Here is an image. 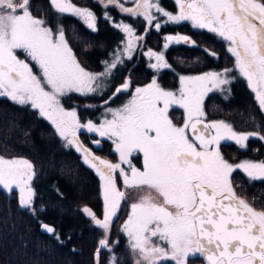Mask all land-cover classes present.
<instances>
[{
  "label": "snow or ice",
  "instance_id": "obj_1",
  "mask_svg": "<svg viewBox=\"0 0 264 264\" xmlns=\"http://www.w3.org/2000/svg\"><path fill=\"white\" fill-rule=\"evenodd\" d=\"M107 3L114 5L118 0ZM50 4L59 13L78 16L95 30L96 16L89 9L77 7L70 0H50ZM176 4L179 12L173 15L158 3L143 0L138 7L144 11L138 14L151 23L155 19L151 9L155 8L170 22L190 21L194 28L206 29L227 41L228 51L235 58V70L246 79L264 111V0H176ZM118 6L126 13L134 11L123 4ZM117 27L133 36L130 26ZM155 27L159 29L160 24ZM165 39L195 46L188 36ZM131 48L129 39L126 51ZM147 55L156 60L152 68L170 67L162 53L149 50ZM117 62L119 55L109 67H116ZM231 71L226 68L223 72L182 76L179 95L160 87L154 78L145 87L136 88L123 107L109 108L112 119L100 125L91 120L81 124L76 110H66L60 97L71 92H96L102 87L98 77L108 71H86L77 61L63 29L54 33L44 20L34 17L30 0H0V97L30 104L54 125L62 138L71 137L69 144L75 145L102 181L103 219L97 218L91 209H83L104 230L95 253L96 264L101 251H111L107 238L111 220L126 196L117 187V170L126 189L142 193L138 202L132 203L131 214L123 225L130 247L139 257L136 264H188L189 257L196 255L206 258L208 264H264V211L255 210L237 197L232 183L236 170H242L250 179L264 180V161L245 160L233 165L220 151L222 140L246 147L245 141L259 134L237 133L223 121L205 124L202 119L204 97L211 90L207 85L228 84L227 74ZM129 87L130 83L125 82L116 93ZM173 105L184 109L181 125L170 117ZM81 128L112 140L120 162L111 163L93 155L76 135ZM259 138L264 140V136ZM136 156H142V168L132 163ZM122 164L128 165L129 170L125 171ZM34 175L29 160L0 156V186L9 192L19 189L22 207L33 205ZM41 227L59 240L53 226L42 223ZM153 238L163 243H156ZM109 264H117V258L112 256Z\"/></svg>",
  "mask_w": 264,
  "mask_h": 264
},
{
  "label": "trees",
  "instance_id": "obj_2",
  "mask_svg": "<svg viewBox=\"0 0 264 264\" xmlns=\"http://www.w3.org/2000/svg\"><path fill=\"white\" fill-rule=\"evenodd\" d=\"M72 1L95 5L96 10L99 8L94 0ZM119 2L128 7L134 0ZM157 2L176 10L175 0ZM30 7L33 14L43 16L48 23L54 24L55 11L50 0H30ZM106 10H110L109 13L117 19L119 13L116 7L108 5ZM122 16L129 20L127 14ZM136 16L140 22L130 20L141 25V29L147 20L142 14L137 13ZM154 21L155 19L151 24ZM58 22L78 60L84 65L92 64L95 68L100 66L103 54L97 53H101V49L106 50L107 44L104 41L109 38V34L112 38H120L117 27L109 25L107 19H100L95 30L89 29L82 20L66 13L60 15ZM186 24L178 25L179 29L190 33L197 41L214 47L221 60L229 57L223 42L212 37L211 33H205V30ZM174 28L168 25L161 27L158 32L152 29L145 39H157L160 37L157 33L173 31ZM187 48L180 51L181 68L196 69L203 65L206 69L205 64L209 61L207 51L193 45H188ZM245 97L246 102L239 103V107L223 105L220 111L233 119L237 127L256 129L264 133L263 111L254 105L249 95L246 94ZM62 99L69 105L75 104L74 100H80L71 93ZM65 143L60 139L54 125L30 104L21 105L7 97H0V153L26 157L33 164L35 172L32 180L35 196L31 208L20 205L17 189L13 188L9 192L0 186V264H96L95 253L99 240L104 236V230L83 209L88 206L96 215H103L104 200L100 184L92 168L81 159L75 149L66 147ZM226 148L230 153L237 151L231 145ZM139 195L142 193L133 190L127 192L128 199L135 202H138ZM259 198L263 199L264 195L260 193ZM260 207L264 208V202L260 203ZM122 214L123 216H118L111 224V251H101L99 264H109L112 256L117 258V264H136L139 259L130 247V239L121 235L120 225L127 211H122ZM43 222L54 226L59 240L41 229ZM163 264L174 262L165 261ZM188 264L208 262L204 257L196 255L189 257Z\"/></svg>",
  "mask_w": 264,
  "mask_h": 264
},
{
  "label": "rangeland",
  "instance_id": "obj_3",
  "mask_svg": "<svg viewBox=\"0 0 264 264\" xmlns=\"http://www.w3.org/2000/svg\"><path fill=\"white\" fill-rule=\"evenodd\" d=\"M94 1H96L98 3L97 4L98 7H99L98 10H96L95 5L92 6V5L80 4V3H75L72 0H70V2L72 4H74V5H76L77 7L87 8L90 11H92L95 14V16H96L97 22H99L100 19L101 20L102 19L103 20L104 19H107L109 25H113L115 27H117V25H123V24H126V25L130 26L132 28V30H133V36L132 37H129L128 34L122 30L121 27H117L116 28L117 31H118V34H120V38L117 37V36L112 38V35L109 34V36H108L109 38L108 39L106 38V41H105L107 43L106 50L104 48L103 50L101 49V53H97V54H103V57L101 58V61H100L99 68H97V67L95 68V66H93L92 64L91 65H84V64H82L78 60V58L76 57V55L74 54L75 57H76V59H77V61L80 63V65L86 71H88L90 73H94V74H100V73H105L106 70H107L108 71V74L105 75V76H102V77H98L99 82L102 84V87L99 88L96 92H94V93H87V94H80V93H77V92H71V94L76 95V97L80 98V100H74L75 101L74 102L75 104L69 105L68 103L65 104V102L62 99L63 98V96H62V97H60V102H61V104L63 105V107L66 110H69V111L70 110H73V109L76 110L77 116H78L81 124H86L89 120H91L93 123H95L97 125H100L106 119H108V120L112 119V113L108 112V109L109 108H111V109L121 108V107H123L124 104L128 103V101L132 99V94H129V93L126 94L123 91H121L120 93H116V89L118 87H120L121 85L124 84L123 77H122V80L120 78V76H121L120 74H121V70H122L123 66H125L129 62V60H132L133 57L136 56V60H139V56L140 55H142V54L147 55V53L149 52V51H147V48L145 46H143V43L145 41V36L147 35V33L149 31H151L152 29L158 32V31H160L161 27H163V26H168V25L169 26H176L177 23L168 21L166 16H164L160 12H157L156 9L153 8L151 10L155 11L156 14L154 15L152 13V11H151V14L155 17V21L153 22V24H151L148 21H146L145 24H142V28L140 29V26L141 25H138L137 23L132 22V21L139 19L136 16L137 13H143L144 9L142 7H138L139 5L142 4L143 0H134V2L130 6L125 7V8H131V9H133L134 11L132 13H126V12L122 11L121 8L118 6L120 4V2H119L120 0H118V3L113 5L114 7H116V9H117V11L119 13V14H117V19H114L113 15H111L109 13L110 10L109 11L106 10V7L109 5L107 3V0H94ZM124 1L128 2V1H131V0H124ZM150 2L153 3V4H157L158 3L159 6L162 7L165 11L170 12L173 15L178 14V12H179V6L177 4H176L177 5V10H174L173 11V10H171L170 8H168L165 5L162 6L159 2H157V0H150ZM175 3H176V0H175ZM54 11H55V14H54V17H53L54 24H51L50 22L48 23L47 22V19L45 17H43V16H37V15H35L33 13H32V15L34 17H37L39 19L44 20L45 21V26L51 28L53 30V32L56 33V32H58L62 28V26L58 22V19H59L60 15H64L65 13H63V14L62 13H59L55 9H54ZM66 14L73 15L75 18L82 20L81 18H79L78 16H76L74 14H71V13H66ZM122 14H127L126 17H129V20H127L125 17H123ZM130 19H132V21ZM138 21L140 22V20H138ZM181 22H183V21H181ZM156 23H159L160 24V28L159 29H157L155 27ZM196 29H198V28H196ZM198 30H205V33H208L209 32L206 29H198ZM171 32L172 33H175L173 31H168V32H164V33H157L162 38V44L161 45H162L163 49L165 48L164 45L166 43H168V45H169L168 47L173 46V45L176 44V42L169 43L165 39V37H167L169 34H171ZM209 33H211V32H209ZM211 36L214 37L215 39H217V40H219V41H221V42L224 43L225 48H226V50H227V52L229 54V57L228 58H225V59L223 58V60H221L220 59L221 57H220V54H219L218 50H216L212 46H209L207 44H204V43H201V42L195 40V46L201 47V48L205 49L208 54L215 53V55H211L210 54L212 56V62H211V64L209 66H207L206 69H203L201 71H198L195 74H185V73H182L181 75L184 76V77H189V76H193L194 77V76H201L204 73H208V72H223V70L226 69V68L227 69H232L233 71H231L230 73L227 74V78L229 80V83L228 84L219 85L217 87H213L211 85V83H209L207 85V87H209L211 90L208 91L207 94L204 97V101H205L207 95H209L210 93L218 92L219 95H222L225 100H229L230 99L229 97L231 95V94L229 95V92H231V83H233V81H236V80L240 83L241 78L242 79H245V78L242 77L239 74V72L235 70V58L228 51V42L225 41L224 39L218 37L214 33H211ZM136 37H139L140 39H136ZM115 39H117L118 41H116ZM129 39L132 40V48H131V51L130 52L129 51H126V49L128 48ZM108 43H110L111 46H108ZM218 43H220V42H218ZM72 51H73V49H72ZM156 53H162L164 55L165 52L164 51H160V52H156ZM117 55H119V62L116 63V67H114V68L109 67L114 61H116ZM21 58L23 59L24 57L21 56ZM150 62H151V65L154 64V63H156L155 58L154 57L153 58H150ZM92 66L94 68H92ZM155 69H159V68H155ZM35 70L36 69L34 68V71ZM120 80H121V82H120ZM115 81L119 82L117 84V88H115L113 86L114 83H115ZM245 81H246V79H245ZM148 84H150V83L145 82V84L144 85L141 84L139 86V88H143V87H145ZM180 88H181V85H180ZM165 90H167V89H165ZM174 92L177 93V95H179V90L174 91ZM68 94H70V93H68ZM64 96H66V95H64ZM99 99H100V101H98ZM84 100H86V101L85 102H82ZM105 101H107V103H105ZM98 105L101 106L100 109L98 108ZM173 106H178V105H173ZM180 110L174 111V112H176L174 114L176 117H178V116L180 117V115L182 117V121L180 123H178V124H177L178 121H175L174 120L176 118L173 117L171 111L169 110L170 117L172 119L174 118L173 119V122L176 123L177 125H181L183 123V120H184V115H185L184 114V109L180 108ZM209 121L210 122H212V121H223L225 124L230 125L231 128L235 132H237V133H258L259 134L258 136H251V137L255 138L256 140H260L261 143H264V140H262V139L259 138L260 136H264V133L263 132H260V131H258L256 129L255 130H253V129L243 130L242 127H239V126L237 127L236 126V122L233 121V120H231V119H229V118H225L224 116H221V117L213 118V119H211ZM214 132H215V130H214ZM94 133L95 132H88L87 129H85V128H81V129L77 130L76 135L79 138V140H80L81 143H82V141H85L86 140L85 139L86 136H87V138L89 137L90 140L93 142L94 139H96V138H94L95 137V134ZM96 134H98V133H96ZM59 137H60L61 140L64 141V143L65 142L67 143V144L65 143L66 144L65 145L66 147H69L70 146V147H72L73 149L76 150L75 145L69 144V140L71 139V137H69L68 139H64L60 135H59ZM104 137L108 138L107 136H104ZM245 144H246V147H241L240 145L236 144L235 141H223L222 140L221 141V144H220V151H221L223 157L229 163H232L233 165L238 164V163H240L242 161H245V160H249V161H253V162H262V161H264V148L263 147H262V151H261L260 154L259 153L257 154V150H256L257 148L256 147L254 148L253 146H250V149H253L254 152H250V154L248 152L246 153V151H244L241 154H238L237 155V154L234 153L231 156V155H229L226 152V149H227L226 147L228 145L229 146L231 145L233 147H237L238 150H241V149H247L249 147L248 140L245 141ZM78 153L80 154L81 159L84 161L83 154L81 152H78ZM117 155H118L117 156V160L118 161L116 163H119L120 160H119V153L118 152H117ZM0 156L4 157L5 159H21V158L22 159H27L24 156H8V155H4V154H1V153H0ZM132 163L135 164L138 168H142V156H136L135 158H133L132 159ZM87 165L90 167L89 164H87ZM121 166L123 168H126L127 171L129 170L128 169V165L122 164ZM117 175H118L117 177L121 178L122 181H123V178L119 174V170H117ZM101 186H102V184H101ZM31 187L33 189L34 196H35V191H34V186H33V182L32 181H31ZM15 189H17V188H15ZM101 189H102V187H101ZM17 191H18V194H19V197H20L19 189H17ZM101 195L103 196V194H101ZM34 196H33V200H34ZM157 202H159V200H157ZM85 207L91 209L88 206H85ZM104 208H105V204H104ZM91 211L94 213V211L92 209H91ZM130 214H131V207L128 210V212H127L124 220L122 221V223L120 225V232L122 233L121 235H124L125 238L127 237L128 239H130V238H129L128 234L123 230V225L127 221L128 216ZM86 215L89 216L87 213H86ZM96 216L99 219H103L104 210H103V215L102 216H98V215H96ZM113 220H114V217H112L111 224H112ZM110 229H111V225H110ZM102 238H104V236ZM107 238L109 240V238H110V231L108 232ZM153 240L156 243H161V241H158L156 238H153ZM109 246H111V243L110 242H109Z\"/></svg>",
  "mask_w": 264,
  "mask_h": 264
},
{
  "label": "flooded vegetation",
  "instance_id": "obj_4",
  "mask_svg": "<svg viewBox=\"0 0 264 264\" xmlns=\"http://www.w3.org/2000/svg\"><path fill=\"white\" fill-rule=\"evenodd\" d=\"M176 10H177V5H176ZM182 23L183 24L187 23L186 25L188 26L192 25L190 21H183V22L177 23V25L174 26L175 30H173V32L175 33L171 32V34H169L168 36H177V35L181 36V34H189L192 37V40L195 41L196 39L194 38L193 35L179 29L178 25ZM160 33H163V32H160ZM115 40L118 41L117 39ZM156 42L158 44H156ZM161 44H162L161 37H158L157 39H154V40L147 38L145 39L143 46L147 48V51L151 50L154 53L164 51L165 52L164 59L168 63V65H170V67L159 68V69L152 68L150 58H153V57L152 56L149 57V55L142 54L139 56V60H136V56L133 57V59L129 60V62L125 66H123L121 70V74H120L121 80L123 77L124 83L125 82L130 83V87L126 91H123V92H125L126 94L128 93L132 94V97H133V95L135 94V89L137 87H139L141 84L144 85L145 82L151 83L154 78L156 79L157 83L161 85V86L159 85L160 87H162L163 89H167L168 91L174 92V91L180 90V85H181L180 77L182 76L181 75L182 73L195 74L198 71H201L204 69L203 65L202 67H198L196 69L192 67H189L186 69L181 68L180 51L183 49H188L187 47L189 44L180 42V43H176L175 45L170 46L168 48H164V49ZM108 46H111L110 43H108ZM208 58H209V61L205 64V66H209L212 62V56L210 54L208 55ZM117 81H115L113 85L115 88H117V84L119 83ZM246 94L249 95V98L252 100L254 105L258 106L259 109H261L258 104V101L255 99V94L249 88L247 81L241 78L240 83L237 80L231 83V92H229V95H230L229 100H225L222 95H219L218 92L210 93L209 95H207L204 101L205 116L202 118L206 120L208 123L210 122L209 120L216 118V117L224 116L225 118H229L227 114L220 111V107L223 105L227 106L230 104L234 105L235 107H239L237 106L239 103L246 102V101L244 102V99H246L245 97ZM98 101H100V99ZM100 107L101 106L98 105L99 109ZM169 110L171 111L173 117L177 119L176 120L173 118L175 121H178L177 124L180 123L182 121L181 115L180 117L179 116L176 117L174 115L176 113L174 111L180 110V107L172 106ZM242 116H244L243 113H242ZM242 129L250 130V129H245V128H242ZM212 131L214 134V130ZM94 134H95L94 138H96L94 139V141H99V144L94 143V141L92 142L90 138L89 137L87 138L86 136L85 138L86 140L82 141L83 146L88 148L93 155L98 156L101 159L107 160L111 163H116L118 161L117 160L118 155H117V152L115 151V145L113 144L112 140H109L106 137H102L96 133ZM248 143H249V147L247 149L238 150L237 147H234V149L237 150L236 151L237 153L236 152L234 153L238 155L246 151V153L248 152L250 154V152H254L253 149H250V146H253L254 148L255 147L257 148L256 149L257 154L258 153L260 154L262 151V147L264 148V143H261L260 140H256L253 137H250L248 139ZM226 152L231 156L234 154V153H230L229 150L227 149H226ZM124 169L126 170V168ZM92 170L100 184V192H101L102 191L101 189L102 181L99 175L97 174L96 170L93 168ZM114 176L117 181V187L120 188L121 191H124L126 193L125 199L120 202V207L118 208V211L116 215L114 216V219H115L118 216L120 217L123 216L122 211L125 210L128 212L132 203H135V201L128 199L127 192H129V190L125 188L124 182L122 181V179L117 177L118 176L117 171L116 173H114ZM232 183H233L237 197L244 199L255 210L264 211V208L260 207V203L264 202V198L263 199L259 198L260 193L264 195V181L263 180L250 179L242 170H236L232 174Z\"/></svg>",
  "mask_w": 264,
  "mask_h": 264
},
{
  "label": "water",
  "instance_id": "obj_5",
  "mask_svg": "<svg viewBox=\"0 0 264 264\" xmlns=\"http://www.w3.org/2000/svg\"><path fill=\"white\" fill-rule=\"evenodd\" d=\"M86 24V23H85ZM86 26H87V24H86ZM88 27V26H87ZM89 28V27H88ZM96 28H97V20H96ZM95 28V29H96ZM89 29H91V30H93L92 28H89ZM181 36H188V37H190L191 38V40H192V37L189 35V34H181ZM203 119V118H202ZM204 120V119H203ZM204 123L205 124H207L208 122L206 121V120H204ZM202 127V126H201ZM212 133H213V131H212ZM43 223H46V224H49V225H51V226H53L52 224H50V223H47V222H43ZM42 225V224H41ZM54 227V226H53ZM41 229L43 230V231H45L42 227H41ZM46 232V231H45ZM206 259V258H205Z\"/></svg>",
  "mask_w": 264,
  "mask_h": 264
}]
</instances>
